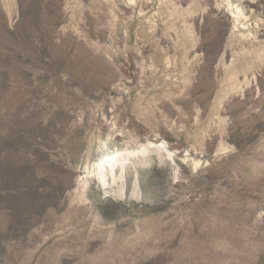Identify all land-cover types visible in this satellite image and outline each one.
Returning a JSON list of instances; mask_svg holds the SVG:
<instances>
[{
	"label": "rangeland",
	"instance_id": "1",
	"mask_svg": "<svg viewBox=\"0 0 264 264\" xmlns=\"http://www.w3.org/2000/svg\"><path fill=\"white\" fill-rule=\"evenodd\" d=\"M0 264H264V0H0Z\"/></svg>",
	"mask_w": 264,
	"mask_h": 264
}]
</instances>
